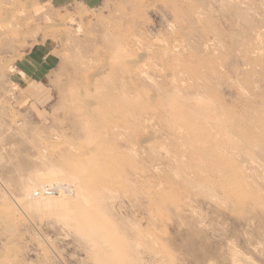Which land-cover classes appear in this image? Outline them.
I'll list each match as a JSON object with an SVG mask.
<instances>
[{
    "label": "rangeland",
    "instance_id": "374dc122",
    "mask_svg": "<svg viewBox=\"0 0 264 264\" xmlns=\"http://www.w3.org/2000/svg\"><path fill=\"white\" fill-rule=\"evenodd\" d=\"M27 58L40 75L18 80ZM98 72V85L111 81L152 105L145 120L157 115L136 133L141 163L111 208L128 232L156 237L159 254L138 244L131 262L264 264V0H0V264H96L75 224L29 210L21 187L38 174L33 159L48 168L84 140L76 97ZM209 102L227 112L205 141L216 147L218 173L176 115ZM230 168V181L219 179Z\"/></svg>",
    "mask_w": 264,
    "mask_h": 264
},
{
    "label": "bare ground",
    "instance_id": "6f19581e",
    "mask_svg": "<svg viewBox=\"0 0 264 264\" xmlns=\"http://www.w3.org/2000/svg\"><path fill=\"white\" fill-rule=\"evenodd\" d=\"M123 52L121 51V54ZM116 55H118L117 52ZM123 57L124 56H122V58ZM125 60V58L124 60L122 59V61L118 57L116 58V61L123 66L125 65V68L127 66V68H130L132 70L133 68H136L138 66V62H136L135 60V62H133L131 59V61L128 62H125ZM116 61L110 60L109 63L112 64H108L110 66H114V64L116 63L117 65ZM113 62L115 63L113 64ZM113 69L115 70V68ZM104 72H102V74L100 72L96 73V75L94 74L95 78H92V80L89 82V90L91 91L92 89V91H95V93L91 91L90 94L89 90L86 89V91L84 90L82 94H80L79 96L77 95L76 97L81 102V107L84 110L83 111L81 109V111H83L84 113H81L84 118H82V120H84V123L82 125L84 140L77 145L74 144L69 149L67 154L63 153L61 154V157L59 155L60 158H58V161L52 160L51 157V160L49 159L50 162L48 168L45 166L47 165L46 163L45 165L42 164L43 162L37 164L39 162L36 163V161L33 159V162L31 164L32 171L38 174L36 175V178H34V174V176L32 175L33 185L31 184V186L27 188L26 191L25 188L27 185H23L21 187V190L26 192V194L24 193L23 195L24 198L27 196L26 199H28L29 204L25 205H30L31 208H28L29 210L35 208L36 212L40 211L44 212L45 214L48 213L47 216L49 214L54 216L52 217V219H58L59 215V218H61L60 216H62L63 219L66 220V223L67 221H69V223H71L72 225L75 224L73 226H76L78 232H80V235L82 234L81 237L85 240L84 243H87L90 246V258L96 264H134L131 261L133 260V257L137 255L135 246H137L138 244L145 243L149 247L148 250L151 251L154 255L159 254L156 251L157 248L155 246L157 245L156 237L150 236L151 234H144L142 229H129L130 232H128L125 227L120 226L122 222L119 221L120 223H118V220H115L111 208L118 192L127 189L130 184V182L129 184L127 182L128 177H130L128 171L130 169H135V166H137L139 162L138 153H135L136 155L133 154V152H136V146L138 145L134 143L136 133L140 132L145 121H147L148 123V120H155L157 115L155 114L154 116H151L146 120L144 119L145 114H148V108L152 105L149 106L150 103L148 104L147 101L142 102L141 94L139 95V97H137L138 94H136V96H132L126 90L127 88L125 89L127 93L124 92L125 90L123 89V92H118L114 84L111 81L110 83H108L107 80H105L107 81L106 84L104 82V85H102L100 81L101 85H98V81L101 78L98 77L100 76V74L103 75ZM137 72L135 74H137ZM137 75L138 77L140 76L139 73ZM105 79H107V77ZM149 102H151V100H149ZM154 109H156V107ZM182 109L183 111L178 112L176 115H178L179 117H182V115L185 116V120H183L185 122L187 134H191L194 137L195 141L200 143L202 146L201 148H203V150L201 149L203 151L204 157L203 162L208 163L210 166L207 165V167H212L211 170L214 173H218L219 171L216 169L218 166L216 165L219 164L220 161L219 159L216 160V158L218 157L216 147L213 145H209L208 141L210 140H207L208 145L205 143V141L207 138H209L207 129L210 127V125L212 126V124H214L213 126H217L216 124L222 125V123L223 126L225 125L224 120L227 112H225V110L222 111L217 106V104L213 102H209L207 107L203 110L196 107L194 108L195 110H191L192 107L185 105ZM209 115H212L213 117L209 118ZM153 122L154 121H152V123ZM215 128L214 130H216ZM230 129H232V127ZM191 135L187 136L190 137ZM211 135L213 136V134ZM217 136L215 135L214 137ZM145 142H147V140H145ZM125 145H131L130 151L125 149ZM198 148L200 149V145L198 146ZM140 163L141 162H139V164ZM41 165L42 167L44 165L47 170L42 171V169L39 168V166ZM155 172H157V170ZM231 172L232 168L225 171V174H227V176L221 173L222 175L219 176V179H222V181L226 182L230 181ZM25 181H27V179ZM28 182L30 184V181ZM155 185H157V187ZM155 185L154 187H150L153 188V191L151 189L152 192H150V201L152 205L157 203V197L159 194L158 190L161 189L158 188V184ZM227 187L234 189V186L229 183H227ZM150 188H148V191H150ZM23 191H21V193ZM148 193L146 194L147 197ZM18 195L20 194H17V196ZM21 201H23V199H21ZM18 205H16V207ZM50 212H52V214ZM55 214L57 215V217L55 216ZM56 219L55 221L57 222L58 220ZM66 223L63 222V224L65 225ZM74 232H76V230ZM78 232H76L75 234H77Z\"/></svg>",
    "mask_w": 264,
    "mask_h": 264
},
{
    "label": "crops",
    "instance_id": "0c3cea01",
    "mask_svg": "<svg viewBox=\"0 0 264 264\" xmlns=\"http://www.w3.org/2000/svg\"><path fill=\"white\" fill-rule=\"evenodd\" d=\"M40 1H42V2L48 1V2L53 3L55 5H59V4L64 5V4H69L72 2H81L85 5H91V4H93L94 0H40ZM39 65L40 64L38 62H36L33 58H27L26 60L23 61V63L20 66L16 67L17 70L14 73L17 74L18 80L29 79L32 76L34 77V76L40 75L39 74L40 70H38ZM34 82L32 84H34ZM32 84H30V85H32ZM27 85H29V84H26L25 86H27ZM29 93L33 96H37L40 93V90L35 88L32 91H29ZM42 93L47 94V92H42ZM34 99H36V101L38 100L37 98H34Z\"/></svg>",
    "mask_w": 264,
    "mask_h": 264
}]
</instances>
